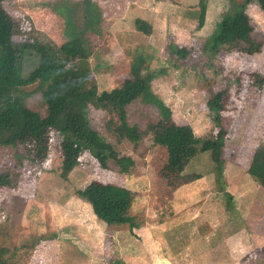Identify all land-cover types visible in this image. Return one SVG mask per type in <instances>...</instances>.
Returning <instances> with one entry per match:
<instances>
[{"label":"rangeland","instance_id":"374dc122","mask_svg":"<svg viewBox=\"0 0 264 264\" xmlns=\"http://www.w3.org/2000/svg\"><path fill=\"white\" fill-rule=\"evenodd\" d=\"M197 2L92 0L98 25L97 31L87 32L83 0H0V23L8 20L10 26L7 33L0 32L9 51L0 59L4 99L44 117L48 108L43 93L54 81L57 98H69L70 92L90 84L107 90L121 85L134 57L142 54L144 73L158 72L151 81L153 92L169 106L174 121L190 125L196 137L180 155L183 176L189 179L183 183L168 163L167 148L147 133V119L157 117L154 106L136 101L128 107L129 123L142 131L131 143L108 131L105 111L88 105V122L108 142L109 157H97L82 140L80 164L63 176L64 134L48 129L45 157L35 159L33 145L4 143L9 127L21 128L18 121L8 124L0 130V170L15 173L17 181L14 188H0V254L8 264H199L212 261L215 252L216 260L220 258L230 249L226 240L237 249L236 264H259L246 257L250 246L245 242L264 233V150L255 154L264 149V86L258 88L252 79L264 75V11L255 1L246 7L252 35L261 43L259 52L249 54L226 44L210 57L202 51L203 42L228 5L209 0L205 20L197 28ZM69 15L91 47L83 77L74 72L78 62L60 54L70 30ZM169 43L189 54L177 58L170 54ZM47 65L55 72L50 70L43 80L37 72ZM215 94L227 131L219 180L210 151L201 146L218 129L207 103ZM195 174L200 177L193 179ZM84 188L129 204L137 227L131 231L98 219L75 192ZM232 229H237L236 239L229 237ZM213 232L207 242L199 237Z\"/></svg>","mask_w":264,"mask_h":264},{"label":"trees","instance_id":"16d2710c","mask_svg":"<svg viewBox=\"0 0 264 264\" xmlns=\"http://www.w3.org/2000/svg\"><path fill=\"white\" fill-rule=\"evenodd\" d=\"M91 1L83 0L85 17L87 18V32L97 31L96 27L98 25L97 16L94 12L95 6ZM224 1L227 2L226 5L228 7L226 10L223 7L220 11V18L215 23L212 33L204 40L202 51L210 57H214L223 45L232 44L249 54L259 52L261 43L252 35L253 26L246 13V7L250 2L255 1L264 11V0ZM208 2L209 0H198L197 2V28H200L205 20ZM1 14H3V11L0 8ZM67 20H70L67 22L70 30L66 35L67 41L61 45L60 54L66 59L77 61L78 66L74 69V72L83 77L85 72L89 70L88 62L91 55V47L87 37L77 33L72 16H67ZM8 23V20L0 23V32L7 33L10 30ZM167 48L170 54L175 55L177 58H183L189 54L188 50L183 49L176 43H169ZM8 52L5 40L0 38V59L1 57L2 59L5 56L7 57ZM52 59L56 61L57 56H54ZM145 61L146 57L144 55H136L134 61L129 66V76L123 80L121 85L107 90L99 91L96 84H90L86 88H80L79 92H70L71 96L69 98H57L54 95L55 90H57L56 82L54 81L53 85L43 93V100L48 108V115L44 117L40 116L37 112L26 110L17 102L4 99L3 92H0V130L7 129L8 124H13L15 121H18L21 125L19 131L10 127L8 128V134H11L4 140V143L15 147L23 143L33 145L36 149V157L34 156V158L41 159L45 157V151L47 150L48 129L55 127L59 133L64 134V138L60 142L62 152L61 173L63 176H66L80 164V155L82 154L80 142L82 140L89 144L91 152L97 157H102L101 159L105 160L110 154L105 150L108 142L88 122L85 111L87 106L92 105L108 114L107 127L112 135L120 141L126 140L136 143L142 131L138 125L129 123L127 110L132 103L137 101L156 108L157 117L147 119V133L150 134L153 142L167 148L169 165L182 175L183 183L189 182V179L183 176L184 164L183 162L180 164L179 161L183 147L196 143L195 132L190 125L176 123L169 106L153 92L151 81L158 75V72L151 71L144 73ZM50 70L54 71L47 65V67L37 72V76L46 80ZM252 79L258 88L264 86V75L259 73L253 76ZM23 80L28 79L24 78ZM80 81L82 82V79ZM1 89L3 90V88ZM216 97V94L211 95L207 103L218 129L214 134H209L201 146L202 149L210 151L214 162L213 173L216 180H219L223 175L225 164L223 152L227 131L220 122V106L217 103ZM7 112L8 114H6ZM263 150L257 149L255 154ZM128 162L129 158H126L124 165H127ZM15 175V173L9 170H0V188H14L17 185ZM199 177L200 175L195 174L193 179ZM75 192L80 198L91 205L95 216L103 222L124 225L131 231L137 227L136 218L129 212V204L126 202H115L113 199L108 200L103 196L104 194L95 193L92 189L88 188L77 189ZM0 264H8L6 257H3L1 254ZM112 264H115V262Z\"/></svg>","mask_w":264,"mask_h":264},{"label":"crops","instance_id":"0c3cea01","mask_svg":"<svg viewBox=\"0 0 264 264\" xmlns=\"http://www.w3.org/2000/svg\"><path fill=\"white\" fill-rule=\"evenodd\" d=\"M198 179V178H197ZM197 220H200V219H197ZM197 220H195L194 222L195 223H197L198 221ZM213 220V219H212ZM215 220V219H214ZM192 223V222H191ZM191 223H187V225L188 226H190V225H192ZM260 226H263L264 227V221H262V222H260ZM209 225H210V222H209ZM206 227V226H205ZM199 231H200V229H198ZM246 232L248 231V232H250L249 230L250 229H244ZM244 230H241V231H244ZM204 231V230H203ZM202 231V232H203ZM208 231V230H207ZM237 231V229H232L231 230V236H229L230 238L232 237V236H234V233H237L236 232ZM239 231V230H238ZM200 234H201V232H199ZM205 233H206V231H205ZM203 234V233H202ZM214 234V232L213 233H209V235H207V234H205V235H200L199 237L202 239H205V241L207 242V239H209L212 235ZM233 234V235H232ZM236 235V234H235ZM210 236V237H209ZM261 236H263L262 238H264V233H262V235ZM261 236H258L257 238L258 239H256V236L255 235H253V238L251 237H249V241H246L245 243L247 244V247H249V249H247L248 251L246 252V257H248V256H250L251 257V260H250V263H252V259H258V261H257V263H259V264H264V239H261L260 237ZM235 237V239L237 238V235L236 236H234ZM234 237L233 238H231V239H234ZM241 237H243V236H241ZM229 238V239H230ZM251 239V240H250ZM254 239V240H253ZM227 241V244H229V247H230V249H232V250H230V249H226V252H223L222 254H221V257L220 258H218L217 260H216V252L215 253H213L212 255H211V257H213V258H211V260L212 261H203V262H201V263H199V264H206V263H208V264H236V260H234L235 258H236V252H235V250H237V249H234L233 248V245H230V244H232V242L231 241H229V240H226ZM214 242H218V240H217V238L214 240ZM248 253H249V255H248ZM165 258V257H164ZM166 259V258H165ZM171 259V258H170ZM169 259V260H170ZM214 259H215V261H214ZM167 260H168V258H167ZM167 261L168 263H170V261ZM245 260V259H244ZM245 262H246V264H248V261H246L245 260ZM253 263H254V261H253Z\"/></svg>","mask_w":264,"mask_h":264}]
</instances>
